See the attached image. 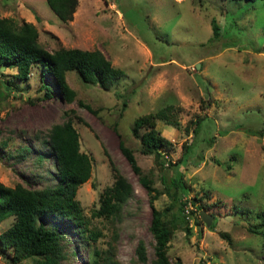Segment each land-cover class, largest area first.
Returning a JSON list of instances; mask_svg holds the SVG:
<instances>
[{
  "label": "rangeland",
  "instance_id": "1",
  "mask_svg": "<svg viewBox=\"0 0 264 264\" xmlns=\"http://www.w3.org/2000/svg\"><path fill=\"white\" fill-rule=\"evenodd\" d=\"M0 17L31 23L47 52L97 48L126 75L103 90L68 71L66 83L75 92L68 102L47 73L40 78L39 62L24 80L13 76V67L0 66V183L56 185L47 133L67 119L78 133L80 150L92 157L90 176L75 199L86 227L98 232L96 240L81 237L78 227L57 214L37 217L62 237L58 264H89L92 250H108L114 264H152L149 195L120 153L117 135L157 191L154 208L164 213L170 202L162 178L169 187L171 179L183 183L181 200L193 204L188 218L166 212L167 218H176L168 241L169 264L175 258L180 264H264L261 237L245 228L264 211V134H245L246 128L264 129L262 0H76L72 18L65 22L45 0H0ZM212 17L220 31L216 40L210 38ZM167 103L179 108L175 126L156 122L155 129L170 142L162 149L161 164L141 153L131 126L137 115ZM201 116L193 132L192 122ZM117 175L129 183L131 194L115 216L92 217L99 193ZM201 205L211 220L207 227L201 221L198 236L194 221ZM12 221V216L1 220L0 232ZM138 241L144 247L143 263L134 252ZM10 257V249L1 250L0 264H34L32 259L12 263Z\"/></svg>",
  "mask_w": 264,
  "mask_h": 264
},
{
  "label": "trees",
  "instance_id": "2",
  "mask_svg": "<svg viewBox=\"0 0 264 264\" xmlns=\"http://www.w3.org/2000/svg\"><path fill=\"white\" fill-rule=\"evenodd\" d=\"M240 1V0H226ZM254 1V0H244ZM47 6L62 22L72 18L76 6V0H45ZM264 18V0H262ZM211 27V39H218L220 31L216 20H209ZM40 63L41 77L47 73L55 82L60 95L65 101H71L75 95L66 83L65 74L68 71L75 72L82 81L95 84L97 87L108 90L118 81L124 78L125 72L113 67L110 61L104 57L97 48L86 50L79 48L58 47L51 52L45 51L37 42V32L34 26L26 21L15 22L7 17H0V66H10L15 69L13 76L17 79H26L33 63ZM44 88L43 83L40 84ZM3 88L7 89L6 85ZM45 88L44 92L45 93ZM2 90L0 93L2 94ZM46 94V93H45ZM118 96V95H117ZM79 106L84 107L92 114L96 109L77 100ZM123 106L125 105L122 102ZM178 106L167 103L155 111L137 115L131 126V135L138 138L141 153L152 154L159 162H163L164 153L170 142L161 136L155 129L156 122L162 121L166 125H176L175 112ZM201 117H196L192 122L195 132ZM187 130V126H185ZM263 136L264 129H245V134ZM117 147L132 172L137 176L138 182L145 189L150 208V220L148 230L153 239L152 264H169L167 258L168 241L176 218H167L166 212L182 213L185 218L184 206L186 202L181 200L184 184L178 179H171L169 185L161 179L164 190L170 199L169 204L162 213L154 208L152 202L158 194L150 186L148 178L141 173L137 166L132 150L124 145L117 135ZM48 146L53 152L56 164L57 184L41 188H24L19 184L6 186L0 183V221L13 217V221L0 232V251L11 250L10 260L18 263L26 259H32L34 264H58L63 258L61 235L52 228L45 227L38 222L37 217L44 213H54L72 222L79 228V235L88 241H95L98 232L86 227L87 220L82 216L75 194L77 188L88 180L91 173L92 157L80 150L79 136L73 127L71 120L67 119L60 124H53L47 133ZM264 149V145H263ZM183 190V191H182ZM131 194L129 183L120 175L114 177L109 186H105L98 195V205L91 209L92 217L110 218L115 216L122 203ZM190 206L193 205L188 200ZM204 206H200L202 209ZM192 210H189L190 216ZM199 215V213H198ZM200 216V215H199ZM256 221L246 225V232L261 237V247L264 250V211L255 215ZM198 236L201 232V219L194 221ZM212 227L210 224L209 228ZM188 230V228H186ZM218 235L229 240L226 232L219 231ZM134 252L136 259L145 261L144 247L138 241ZM89 264H114L110 253L107 251L92 250ZM173 264H180L175 258Z\"/></svg>",
  "mask_w": 264,
  "mask_h": 264
},
{
  "label": "water",
  "instance_id": "3",
  "mask_svg": "<svg viewBox=\"0 0 264 264\" xmlns=\"http://www.w3.org/2000/svg\"><path fill=\"white\" fill-rule=\"evenodd\" d=\"M199 215H200L201 221L207 227L210 223L211 215L209 213L205 212V210H203V209L199 210Z\"/></svg>",
  "mask_w": 264,
  "mask_h": 264
},
{
  "label": "built area",
  "instance_id": "4",
  "mask_svg": "<svg viewBox=\"0 0 264 264\" xmlns=\"http://www.w3.org/2000/svg\"><path fill=\"white\" fill-rule=\"evenodd\" d=\"M189 203L190 202L187 201L186 204H185V206H184V211L183 212L185 214V218H188V216H189V210L192 209Z\"/></svg>",
  "mask_w": 264,
  "mask_h": 264
}]
</instances>
